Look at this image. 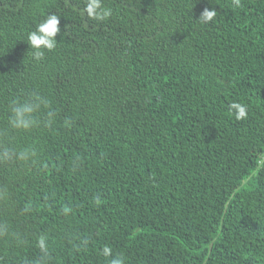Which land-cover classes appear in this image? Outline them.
<instances>
[{
    "label": "trees",
    "instance_id": "trees-1",
    "mask_svg": "<svg viewBox=\"0 0 264 264\" xmlns=\"http://www.w3.org/2000/svg\"><path fill=\"white\" fill-rule=\"evenodd\" d=\"M86 2L0 0V145L39 152L0 163V264H37L42 234L50 264H107L106 245L125 264H264V0H102L104 21ZM53 13L37 61L27 37ZM33 94L53 124L11 129Z\"/></svg>",
    "mask_w": 264,
    "mask_h": 264
},
{
    "label": "clouds",
    "instance_id": "clouds-1",
    "mask_svg": "<svg viewBox=\"0 0 264 264\" xmlns=\"http://www.w3.org/2000/svg\"><path fill=\"white\" fill-rule=\"evenodd\" d=\"M236 7L240 6V0H233ZM85 11L88 17L98 21H104L112 15V9L103 5L102 0H87ZM215 9H204L200 14L199 20L207 24L216 17ZM60 16L57 14H48L47 18L39 23L35 30L28 34V44L33 49V57L35 60H42L45 51H52L57 46L56 36L61 31ZM43 109H48L41 118L39 113ZM237 120L245 119L247 109L241 103H233L230 105ZM56 113L50 108V101L43 96L33 94L28 99L20 101L14 100L10 105V114L8 117L9 127L19 132H31L38 127H50L55 120ZM39 161V152L35 147L21 146L14 147L8 145H0V163L15 164L17 166H31L34 162ZM9 229L6 224L0 222V236L8 235ZM35 247L40 253L37 264L40 260L50 264L51 252L49 240L46 235H39L35 239ZM100 254L107 260V264H125V259L120 254H114L110 246H104L100 250Z\"/></svg>",
    "mask_w": 264,
    "mask_h": 264
}]
</instances>
